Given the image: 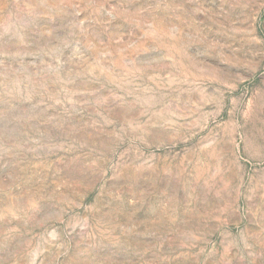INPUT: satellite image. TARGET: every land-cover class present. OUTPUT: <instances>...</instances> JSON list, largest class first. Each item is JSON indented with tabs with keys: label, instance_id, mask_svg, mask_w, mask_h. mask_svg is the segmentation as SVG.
<instances>
[{
	"label": "rangeland",
	"instance_id": "obj_1",
	"mask_svg": "<svg viewBox=\"0 0 264 264\" xmlns=\"http://www.w3.org/2000/svg\"><path fill=\"white\" fill-rule=\"evenodd\" d=\"M0 264H264V0H0Z\"/></svg>",
	"mask_w": 264,
	"mask_h": 264
}]
</instances>
